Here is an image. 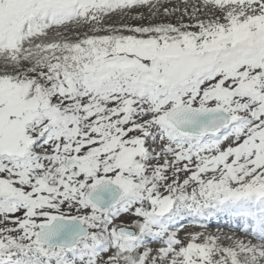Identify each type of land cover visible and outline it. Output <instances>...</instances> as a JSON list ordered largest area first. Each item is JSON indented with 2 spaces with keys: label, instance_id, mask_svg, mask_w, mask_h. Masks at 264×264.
Masks as SVG:
<instances>
[{
  "label": "snow or ice",
  "instance_id": "snow-or-ice-1",
  "mask_svg": "<svg viewBox=\"0 0 264 264\" xmlns=\"http://www.w3.org/2000/svg\"><path fill=\"white\" fill-rule=\"evenodd\" d=\"M0 264H264V0H0Z\"/></svg>",
  "mask_w": 264,
  "mask_h": 264
},
{
  "label": "rangeland",
  "instance_id": "rangeland-1",
  "mask_svg": "<svg viewBox=\"0 0 264 264\" xmlns=\"http://www.w3.org/2000/svg\"><path fill=\"white\" fill-rule=\"evenodd\" d=\"M188 229H189V230H193V227H188ZM217 230L224 231L225 229H222V228L219 229L217 226H212V227L209 228V231H213V232H215V231H217ZM227 230H228V229H226V231H224V232H228Z\"/></svg>",
  "mask_w": 264,
  "mask_h": 264
},
{
  "label": "bare ground",
  "instance_id": "bare-ground-1",
  "mask_svg": "<svg viewBox=\"0 0 264 264\" xmlns=\"http://www.w3.org/2000/svg\"><path fill=\"white\" fill-rule=\"evenodd\" d=\"M215 223H216V222H214V224H215ZM222 229H225L224 231H226V229H228V228L222 226ZM227 231H229V229H228Z\"/></svg>",
  "mask_w": 264,
  "mask_h": 264
}]
</instances>
